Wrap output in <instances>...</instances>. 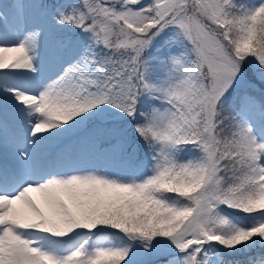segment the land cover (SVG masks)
I'll use <instances>...</instances> for the list:
<instances>
[{
  "label": "snow or ice",
  "instance_id": "snow-or-ice-1",
  "mask_svg": "<svg viewBox=\"0 0 264 264\" xmlns=\"http://www.w3.org/2000/svg\"><path fill=\"white\" fill-rule=\"evenodd\" d=\"M0 264H264V0L0 2Z\"/></svg>",
  "mask_w": 264,
  "mask_h": 264
},
{
  "label": "rangeland",
  "instance_id": "rangeland-1",
  "mask_svg": "<svg viewBox=\"0 0 264 264\" xmlns=\"http://www.w3.org/2000/svg\"><path fill=\"white\" fill-rule=\"evenodd\" d=\"M0 2H4V0H0Z\"/></svg>",
  "mask_w": 264,
  "mask_h": 264
}]
</instances>
